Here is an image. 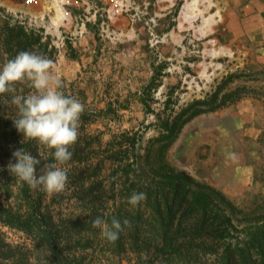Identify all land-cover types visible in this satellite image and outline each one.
Returning a JSON list of instances; mask_svg holds the SVG:
<instances>
[{"label":"rangeland","instance_id":"obj_1","mask_svg":"<svg viewBox=\"0 0 264 264\" xmlns=\"http://www.w3.org/2000/svg\"><path fill=\"white\" fill-rule=\"evenodd\" d=\"M182 5L170 6L156 17L155 7L139 6L142 14L131 22L128 16L106 20V0L62 4L59 0H0V67L21 51L44 55L53 61L52 71L62 81L60 90L84 105L78 138L70 148L72 159L58 165L67 172L65 189L48 193L42 187L31 188L33 196L41 199L42 212L51 219L66 264L263 263L264 239L254 236L253 227L264 221V204L255 198L232 202L236 209L231 211L213 194L205 216L202 212L192 218L184 216L186 206L177 210L178 203L173 202L178 211L173 229L181 254L165 260L153 253L160 244L162 225L156 207L162 210L164 206L160 176L145 164V155L150 153L155 170L157 145L151 140L157 136L158 119L204 98L231 76L224 93L236 92L232 99L262 93L259 73L249 69L252 55L245 60H240L241 55L233 58L228 52L231 39L221 25L218 29L212 23L201 30L204 20L214 22L212 11L204 9L206 3L198 2L188 14L193 18L191 29L200 32L178 31L182 23L188 26L183 19L186 14L180 13ZM167 32L173 38L161 42ZM163 65L156 82L160 81V87L149 97L143 88L153 76V66ZM33 91L26 84L17 85L16 94L27 96ZM11 98V94L0 97V119L14 126L18 110ZM205 115L184 129L211 125L213 119ZM16 132L19 143L30 142L31 150L26 151L40 161V174L56 163L53 149ZM124 136L136 139V155L123 154L127 148L122 143ZM174 145L164 162L180 172L181 159ZM17 149L10 128L0 125V209L25 216L27 208L19 192L22 182L8 170ZM138 192H144L146 199L131 205L129 197ZM98 216L106 227L113 218L122 225L124 220L130 223L123 225L117 240L109 241L103 235L105 228L93 226ZM222 216L231 219V226ZM0 252L4 259L14 257L13 262L0 259V264H52L41 241L6 226L1 219Z\"/></svg>","mask_w":264,"mask_h":264},{"label":"crops","instance_id":"obj_2","mask_svg":"<svg viewBox=\"0 0 264 264\" xmlns=\"http://www.w3.org/2000/svg\"><path fill=\"white\" fill-rule=\"evenodd\" d=\"M136 1L143 9L155 7V17L171 5L158 3V0ZM198 2L203 6L207 4L204 9L212 11L213 25L218 29L221 25L227 38L231 39L228 52L233 58L241 55L240 60H245L252 55L249 69L259 73L262 93L244 96L227 107L208 113L213 119L211 125L191 130L183 128L174 143L175 151L181 157L178 169L220 191L231 198V202L255 198L264 204V0H197L194 5H190L192 0H186L183 19L188 26L184 27L185 23H182L183 29L179 25L178 31L191 30L195 35L200 32L191 29L193 18L188 16ZM153 20L150 16L149 21ZM172 38L173 34L167 32L161 42H169ZM202 116L206 115L197 118Z\"/></svg>","mask_w":264,"mask_h":264},{"label":"trees","instance_id":"obj_3","mask_svg":"<svg viewBox=\"0 0 264 264\" xmlns=\"http://www.w3.org/2000/svg\"><path fill=\"white\" fill-rule=\"evenodd\" d=\"M164 68L165 65L159 67L153 66V76L149 83L143 88V92H147L149 97L152 91H156L160 87V81H158V83L156 82L158 78L161 77ZM231 78L223 80L212 93L206 95L204 98L194 99L180 108L179 111L171 113L164 119H158L157 136L151 140L153 144L157 145L156 155L158 165L155 170L152 165H150L151 155L149 152L145 155V164L148 165L154 175L160 176L161 179V200L164 208L158 210V206L156 207V211L159 213V219L162 222L160 228V244L155 245L153 250V253L161 259L175 260L181 254V246L177 243V233L173 229L174 221L178 214L177 210L180 208L179 206L182 204L186 206L183 213L184 216L190 215V218H192V216H199L201 212L205 216L213 202L211 197V194H213L225 204L227 209H231V211L236 209L232 202L226 199L225 195L220 191L196 181L164 162L166 153L177 141L183 128L187 124L201 115L213 113L237 100V98H231L236 92L224 93V89L226 85L230 83ZM141 104L149 108V105H147L145 101H141ZM0 125H5L10 128L13 135V142L17 147L23 148L25 151L31 150L30 142L25 144L19 143L17 139V130L14 126L2 119H0ZM122 143L127 146V148H125L126 150L123 152L124 155L127 153L136 155L135 138L124 136ZM37 169L38 174H40V168L37 167ZM192 188L197 189V191H192ZM182 190H184V192H182ZM19 192L27 208L26 215L20 216L8 210L0 209L1 221L6 226L15 228L41 241L49 253L52 264H66V262L61 259L63 257H61L59 253V243L53 231L51 219L42 212L41 199L34 197L32 189L28 185H25V183H22ZM173 202L178 203L177 210H174L173 207H175V205H173ZM221 220H223L225 224L231 226V219L229 217L222 216ZM253 230L255 237L257 236L264 239V221L256 222ZM1 243L4 244L3 242ZM6 246L10 248V245ZM2 253L3 252H0L1 260H12L13 262L14 257L4 259L5 256ZM262 261V264H264V257ZM26 262L28 263V259H26Z\"/></svg>","mask_w":264,"mask_h":264},{"label":"clouds","instance_id":"obj_4","mask_svg":"<svg viewBox=\"0 0 264 264\" xmlns=\"http://www.w3.org/2000/svg\"><path fill=\"white\" fill-rule=\"evenodd\" d=\"M53 61L44 55L31 51H21L0 67V97L11 94V102L17 107L14 127L23 134V139L34 140L53 149L56 163L47 171L38 174L40 161L31 153L19 148L12 153L15 160L8 170L30 188L42 187L48 193H60L67 183V172L58 165L72 159L70 148L78 138L80 116L84 105L75 97L65 95L60 89L62 81L52 71ZM27 85L34 89L27 96L16 94L17 85ZM146 199L144 192L133 193L129 197L131 205ZM128 220L123 225H128ZM119 219L113 218L106 227L101 217H96L93 226L105 228L104 237L109 241L118 239L123 231Z\"/></svg>","mask_w":264,"mask_h":264},{"label":"built area","instance_id":"obj_5","mask_svg":"<svg viewBox=\"0 0 264 264\" xmlns=\"http://www.w3.org/2000/svg\"><path fill=\"white\" fill-rule=\"evenodd\" d=\"M16 1V0H11ZM62 3L69 2L70 0H59ZM186 0H158V3L165 2L167 4H171L170 6H174L179 2H182L180 13L185 14L186 8L184 7ZM107 9L105 11L106 20L112 21L119 19L123 16H128L131 22L138 21L141 16V12L138 9L139 5L136 0H106ZM148 6L144 7L147 9ZM132 12V13H131ZM140 15V16H139Z\"/></svg>","mask_w":264,"mask_h":264},{"label":"bare ground","instance_id":"obj_6","mask_svg":"<svg viewBox=\"0 0 264 264\" xmlns=\"http://www.w3.org/2000/svg\"><path fill=\"white\" fill-rule=\"evenodd\" d=\"M190 5H193V4H190ZM190 7V6H189ZM212 21H210V20H204V22H203V26H202V31H205V30H207L210 26H212Z\"/></svg>","mask_w":264,"mask_h":264}]
</instances>
